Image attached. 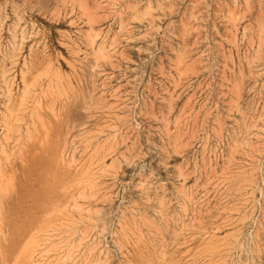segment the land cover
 Returning <instances> with one entry per match:
<instances>
[{
	"label": "rangeland",
	"instance_id": "obj_1",
	"mask_svg": "<svg viewBox=\"0 0 264 264\" xmlns=\"http://www.w3.org/2000/svg\"><path fill=\"white\" fill-rule=\"evenodd\" d=\"M0 264H264V0H0Z\"/></svg>",
	"mask_w": 264,
	"mask_h": 264
},
{
	"label": "bare ground",
	"instance_id": "obj_2",
	"mask_svg": "<svg viewBox=\"0 0 264 264\" xmlns=\"http://www.w3.org/2000/svg\"><path fill=\"white\" fill-rule=\"evenodd\" d=\"M98 47H99V46H98ZM98 47H97V48H98ZM95 53H96V52H95ZM101 56H102V55H101ZM103 57H104V55H103ZM101 58H102V57H101ZM104 58H105V57H104ZM102 59H103V58H102ZM85 109H87V106H86V108H85ZM85 109H84V110H85ZM84 110H83V111H84ZM40 119H41V118H40ZM41 120H42V119H41ZM40 122H41V121H40Z\"/></svg>",
	"mask_w": 264,
	"mask_h": 264
}]
</instances>
